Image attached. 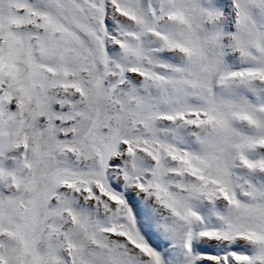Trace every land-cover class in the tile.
<instances>
[{"label": "snow or ice", "instance_id": "snow-or-ice-1", "mask_svg": "<svg viewBox=\"0 0 264 264\" xmlns=\"http://www.w3.org/2000/svg\"><path fill=\"white\" fill-rule=\"evenodd\" d=\"M0 264H264V0H0Z\"/></svg>", "mask_w": 264, "mask_h": 264}]
</instances>
